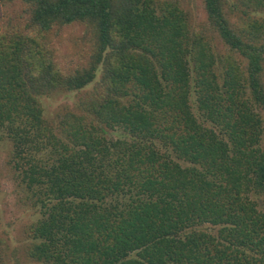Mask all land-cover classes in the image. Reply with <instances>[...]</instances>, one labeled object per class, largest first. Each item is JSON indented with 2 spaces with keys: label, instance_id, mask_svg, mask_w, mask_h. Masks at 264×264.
I'll return each mask as SVG.
<instances>
[{
  "label": "trees",
  "instance_id": "16d2710c",
  "mask_svg": "<svg viewBox=\"0 0 264 264\" xmlns=\"http://www.w3.org/2000/svg\"><path fill=\"white\" fill-rule=\"evenodd\" d=\"M24 1L0 142L38 218L12 264H264V0Z\"/></svg>",
  "mask_w": 264,
  "mask_h": 264
},
{
  "label": "rangeland",
  "instance_id": "374dc122",
  "mask_svg": "<svg viewBox=\"0 0 264 264\" xmlns=\"http://www.w3.org/2000/svg\"><path fill=\"white\" fill-rule=\"evenodd\" d=\"M177 1L184 6L183 9L186 11L193 12V14L195 13L196 19L197 15L200 16L203 12L202 0H176V2ZM25 7L24 0H13V3L6 4L0 3V19H4L3 22H6L7 18L17 19L23 14ZM262 15H264V13H262ZM233 19L235 20L237 17L233 16ZM76 27L75 32H73L74 28L71 27L68 28L66 32L62 31L60 33L53 31L52 36L55 35V43H59L61 37H63L64 40L65 38H72V32L80 35L86 32V30L89 31V26L83 23H78ZM90 89V87L87 88L85 92ZM76 101L77 98L73 94H57L53 97H46L43 99L45 115L52 121L57 112L64 107L73 109ZM10 150L11 147L7 141L0 142V243L3 244L1 245V250L5 256V258L2 257L1 259L2 264H12L13 261H10V256L16 249H18L17 254L21 253L22 255V251L27 245L23 227L30 221L38 218L32 211L25 207H21L19 204L18 197L22 193V190L17 181L11 178L13 172L11 166L8 164Z\"/></svg>",
  "mask_w": 264,
  "mask_h": 264
}]
</instances>
